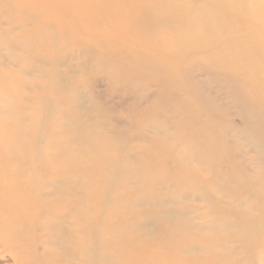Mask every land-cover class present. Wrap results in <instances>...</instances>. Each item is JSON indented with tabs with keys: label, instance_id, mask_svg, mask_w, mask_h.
<instances>
[{
	"label": "rangeland",
	"instance_id": "374dc122",
	"mask_svg": "<svg viewBox=\"0 0 264 264\" xmlns=\"http://www.w3.org/2000/svg\"><path fill=\"white\" fill-rule=\"evenodd\" d=\"M0 167L55 177L1 207L108 245L41 229L23 259L264 264V0H0ZM87 193L93 241L70 233Z\"/></svg>",
	"mask_w": 264,
	"mask_h": 264
},
{
	"label": "bare ground",
	"instance_id": "6f19581e",
	"mask_svg": "<svg viewBox=\"0 0 264 264\" xmlns=\"http://www.w3.org/2000/svg\"><path fill=\"white\" fill-rule=\"evenodd\" d=\"M76 155H72V159L76 158ZM0 194L2 195H7L10 196V193L8 190H6V187H10L12 182L20 181L22 180H27V182L33 184H38L42 185L46 182H49L53 178H48V177H35L32 173H26V174H20L15 171H8L4 170L2 167H0ZM76 187L74 184H71L70 190L74 191L76 190ZM82 189L85 190V187L82 185ZM88 187H86L87 190ZM12 197L16 200L20 198L18 195L17 197V191L15 190H10ZM90 195L89 193L86 194V197L83 199V196H81L80 201L82 202V205L75 210L76 208L73 207L70 209V212H74L73 214H69L74 218V222L76 225L75 230H71V234H79V233H84L89 236L88 238H92L95 235V229L93 224L91 223L90 216L86 213V211H89L91 213L92 210V204L90 203ZM33 199V198H32ZM27 200L26 202L22 203L20 201L15 202L17 204L16 206H11V207H1L0 206V246L4 247L6 249H3L1 252H8L9 250L12 249L15 256L13 259L14 264H60L61 263V254L56 253L55 251H50V252H43L38 258H33V259H28L25 258L23 259L25 255H32L34 252H38L35 247L32 245L28 244L30 243L25 242V238L32 234L33 231L35 230H41L44 229L46 231L45 234H43L41 237L38 238L39 241L43 242L44 244H49V245H57V246H64L63 249H66L65 255L66 257H77L81 258L83 260L86 259V257L91 254L92 252H95L97 249H99L100 246L105 247L108 245H105V243L100 244H92L88 245L87 247H82V248H76L75 249H70V245L66 240L63 238V236L56 235L50 230H55V231H60L62 235L66 234V229L62 223H58L60 218H64L65 220L68 219V216L66 217L65 214L62 216L60 215L59 212H49V214H52L55 216V221L54 223L49 224H44L41 221L38 222V219L42 218L44 213L38 212L34 219L30 223H25L24 221H21L20 217L23 216L25 211L29 210V207H32L34 203V200ZM83 199V200H82ZM19 202V203H18ZM83 206H85L86 210L83 209ZM75 210V211H74ZM48 223V222H45ZM80 225L83 227L80 228ZM27 243V244H25ZM0 252V253H1ZM64 252V251H63ZM144 252V251H143ZM141 253V252H138ZM166 254V253H164ZM177 256V255H175ZM103 258V257H102ZM158 258V257H157ZM104 261L103 264H107V260H102ZM186 263L192 264L193 261L190 262L188 258L185 260ZM168 264V263H167Z\"/></svg>",
	"mask_w": 264,
	"mask_h": 264
}]
</instances>
